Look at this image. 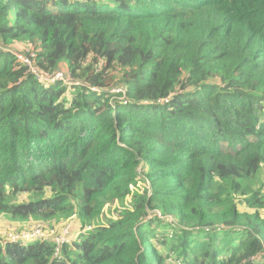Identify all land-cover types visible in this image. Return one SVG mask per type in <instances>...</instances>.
Returning a JSON list of instances; mask_svg holds the SVG:
<instances>
[{
    "label": "trees",
    "instance_id": "trees-1",
    "mask_svg": "<svg viewBox=\"0 0 264 264\" xmlns=\"http://www.w3.org/2000/svg\"><path fill=\"white\" fill-rule=\"evenodd\" d=\"M263 176L264 0H0V215L96 225L0 264H264Z\"/></svg>",
    "mask_w": 264,
    "mask_h": 264
},
{
    "label": "built area",
    "instance_id": "built-area-1",
    "mask_svg": "<svg viewBox=\"0 0 264 264\" xmlns=\"http://www.w3.org/2000/svg\"><path fill=\"white\" fill-rule=\"evenodd\" d=\"M15 55L18 59V61L21 63L22 66L26 68V72L29 74L34 75L37 79L46 82V83H56V82H63L66 84H74V85H80L82 84L80 81L75 80L70 73H67L63 70L56 69L54 71H46L44 68L39 66L36 63V55L34 51L30 48H27L24 52H15ZM91 89L96 92H101V88L92 86ZM112 92H118L122 93L119 97L120 101H123L126 103V90L124 86L122 85H115L112 89ZM168 100H160L159 102L165 103ZM141 171V169H139ZM147 190V194L150 197L152 195V188L149 182L147 181H140L136 185H131V191L132 193L134 191H139L141 193H144V191ZM130 195L127 196V200L130 201ZM117 205L119 206V201ZM116 204V203H114ZM121 208V207H120ZM103 213L101 217H103ZM113 218H117V212H112L111 215ZM154 216L160 217V218H166L169 222H172V219L169 217L163 216L159 211H154L153 213H150L147 218H152ZM76 216L73 215L70 218H68L63 226L60 228L59 226L54 227L53 229H50L49 227L44 226L41 223H34L32 225H25L23 232H17L12 229H8L5 233H3V238H1L4 242H19L26 244L33 240H43V241H51L55 245V253L54 255L58 258L61 257V251L64 244L71 242V234H72V220L75 219ZM38 222V221H36ZM96 225H88L85 229L81 230L80 233H84L86 231H90L95 229Z\"/></svg>",
    "mask_w": 264,
    "mask_h": 264
},
{
    "label": "rangeland",
    "instance_id": "rangeland-1",
    "mask_svg": "<svg viewBox=\"0 0 264 264\" xmlns=\"http://www.w3.org/2000/svg\"><path fill=\"white\" fill-rule=\"evenodd\" d=\"M61 65H62V63L60 64V66H61ZM260 180H261L262 183H264V176H263V177H260ZM115 203H116V204H113L112 207L110 206V204L107 205V206H105V209H104V211H103L104 219L107 218V217H106L107 215H110V216H111V215H112V212H117V211H116V208L118 207V205H117L118 202H115ZM120 207H123V206H120ZM5 219H6V220H12V219L7 218L5 215H0V225L2 224L1 221H5ZM66 220H67V219H66ZM66 220L61 221V222H59V223H57V224H55V225H53V226H48L47 224L45 225V224L42 223V222H36L34 219H33V220H29V219H28V220H12V221H18V222H20L19 225L21 224V226L18 228L17 226H15V225H13V224L5 223V222H4L5 225H3V227H6V225H8V226H11L10 228H11L12 230H15V231H17V232H23V231H24V228H25L24 221H28V223H30V224L27 223L29 226L32 225V224H34V223H41V224H43L44 226L49 227L50 229H53L55 226H59V227L61 228ZM23 225H24V226H23ZM3 236H4L3 233H2V234L0 233V238H3V239H4ZM72 239H73V238H71L70 241H71Z\"/></svg>",
    "mask_w": 264,
    "mask_h": 264
},
{
    "label": "crops",
    "instance_id": "crops-1",
    "mask_svg": "<svg viewBox=\"0 0 264 264\" xmlns=\"http://www.w3.org/2000/svg\"><path fill=\"white\" fill-rule=\"evenodd\" d=\"M29 220H32V219H29ZM10 223V224H13V225H15V226H17L18 228L21 226V224L19 225V223L20 222H18V221H12V220H6L5 219V221H1V225H0V233L2 234V233H5L8 229H11L10 227L11 226H8V225H6V227H3V225H5V223ZM27 223H28V221H24V225H27ZM77 219H73L72 220V234H71V238H73L72 240H74L76 237H77V235L80 233V229H78V227H77ZM28 224H30V223H28ZM23 225V226H24ZM55 227H57V226H55ZM71 240V241H72Z\"/></svg>",
    "mask_w": 264,
    "mask_h": 264
},
{
    "label": "clouds",
    "instance_id": "clouds-1",
    "mask_svg": "<svg viewBox=\"0 0 264 264\" xmlns=\"http://www.w3.org/2000/svg\"><path fill=\"white\" fill-rule=\"evenodd\" d=\"M76 216V215H75ZM70 218V217H69ZM68 219V218H67ZM38 222H40V221H38Z\"/></svg>",
    "mask_w": 264,
    "mask_h": 264
}]
</instances>
